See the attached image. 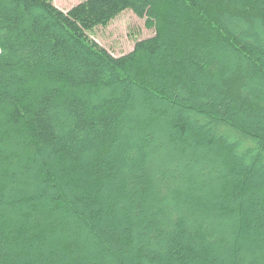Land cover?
<instances>
[{"label":"trees","instance_id":"trees-1","mask_svg":"<svg viewBox=\"0 0 264 264\" xmlns=\"http://www.w3.org/2000/svg\"><path fill=\"white\" fill-rule=\"evenodd\" d=\"M0 264H264V0H0Z\"/></svg>","mask_w":264,"mask_h":264},{"label":"rangeland","instance_id":"rangeland-1","mask_svg":"<svg viewBox=\"0 0 264 264\" xmlns=\"http://www.w3.org/2000/svg\"><path fill=\"white\" fill-rule=\"evenodd\" d=\"M81 1L53 0L56 6L64 10L70 9ZM154 34L155 30L147 27L145 18L139 17L132 10H126L107 27H98L94 38L113 55L120 56L132 51L137 40Z\"/></svg>","mask_w":264,"mask_h":264}]
</instances>
